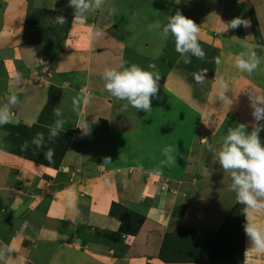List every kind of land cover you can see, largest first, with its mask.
<instances>
[{
    "label": "crops",
    "instance_id": "1",
    "mask_svg": "<svg viewBox=\"0 0 264 264\" xmlns=\"http://www.w3.org/2000/svg\"><path fill=\"white\" fill-rule=\"evenodd\" d=\"M137 1L129 4L134 5V10L129 11L126 24L117 25L106 10L109 0L102 9L89 12L83 23L75 24L69 0H34V5L46 6L56 16L66 17L67 23L57 25L55 33L62 31L59 39L50 32L32 40L33 30L28 26L29 1L0 0V106L8 103L10 96L18 97V102L10 105L14 113L12 121L0 126V251L5 253L0 264H126L128 261L130 264H229L205 256L211 255L208 250L212 246L228 244L230 240L229 237L227 241V235L223 239H217L219 235H216L229 218L233 219L230 215L240 205L230 187L231 175L221 168L208 145L199 142L194 156L176 148L177 158L183 162L182 158L187 156L185 161H190L191 167L181 170L179 176H171L164 170L169 165L161 164L165 160L162 154L165 144L156 140V135H161L159 128H166L168 123L158 119L156 105L146 115L135 109L138 118L134 116L127 127L124 121L129 123V119L123 117V112L129 106L125 108L126 101H119L107 92L103 74L106 69L123 70L132 64L146 70H150L149 65H155L156 69L167 66L169 72L161 78L158 90L161 95L152 100L191 102L200 122V127L195 126L196 131H205L208 143L218 152L229 127L243 123L248 125L249 132L252 130L255 121L249 95L251 91L264 95V62L251 75L236 67L237 55L248 51L245 45L252 51L257 49L256 54L264 60V0H170L176 12L181 11L200 26L198 43L206 56L204 59L191 56L190 63H185L175 47H171L173 43L164 41L155 47L149 39L137 42L138 32L147 28L140 24L147 19L141 6L134 4ZM245 4L251 6V14L245 11ZM236 17L249 20L250 26L227 29L224 23ZM253 17L262 42L257 40ZM44 22L56 27L47 18L41 20ZM168 38L170 35L166 41ZM148 51L151 54L146 58ZM221 93L226 99L220 98ZM74 99L80 101L77 109L73 106ZM54 108L62 110L66 122L60 133L65 135L64 141L70 140L59 167L14 154L6 125L37 126L43 132L49 131L57 119L53 116ZM84 122L91 127L87 136L78 128ZM260 138L264 145V131ZM143 141L153 150L149 158L141 152L143 148L147 150ZM147 191L157 197L154 209L147 207L144 200L133 201L147 196ZM122 198L129 203L125 205L142 209L146 219L153 220H146L139 234L127 239L131 249L139 241L141 246L146 241L157 246L155 255L146 256V262L141 257L131 261L117 256L115 244L108 241L110 238L98 242L91 234L112 228L106 220L108 210L113 201ZM184 198L189 201L183 203ZM171 199L183 203L186 209L168 229L164 224L170 216L164 209H168ZM259 224L264 225L262 218L256 225ZM177 228L189 236L184 237L188 243H183L185 250H196L197 255L180 260L168 256V260L162 261L158 256L162 257L166 249L165 236ZM203 237L211 247L198 243ZM190 241L194 242L193 246ZM169 243L173 241H166V246ZM245 243V247L251 244L247 236ZM243 255L245 259L242 257L243 262L237 264H264V250H253L251 256L247 250Z\"/></svg>",
    "mask_w": 264,
    "mask_h": 264
},
{
    "label": "clouds",
    "instance_id": "2",
    "mask_svg": "<svg viewBox=\"0 0 264 264\" xmlns=\"http://www.w3.org/2000/svg\"><path fill=\"white\" fill-rule=\"evenodd\" d=\"M106 0H69L68 7L72 8L73 20L83 23L89 12L100 10L105 5ZM113 11H115L113 9ZM55 22L63 25L67 23L66 17L63 15L56 16ZM227 29H237L241 26L248 28L250 21L241 17H236L231 21L224 23ZM161 29L162 36L166 39L169 35L175 39V50L184 59L185 63L191 62V56L197 59H204L206 53L198 43V33L200 26L194 20L185 17L181 11H177L175 15L168 18V22L161 25L156 22L149 25V29ZM97 36L100 33H96ZM248 51L240 52L236 57V67L241 72H247L251 75L257 70L261 63V58L251 47L245 45ZM216 63H220V58H216ZM150 70L132 64L124 67L123 70L106 69L103 74L105 81V89L115 99L126 101L125 108L131 106L137 111L142 110L150 112L152 110V99L157 96L159 90V80L161 79L155 65L148 66ZM223 83V81H222ZM226 88L227 85L225 84ZM220 98L226 99L221 93ZM250 107L252 108V117L255 123L249 132L248 125L243 123L235 128L229 127L226 136L223 138L222 145L217 152L212 145L208 143V138H200L202 144L208 145L209 151L216 156L217 162L221 168L231 175V190L236 193V199L239 203L246 206L245 218L246 223L244 230L246 236L250 239L252 247L256 250H264V225L257 226L250 222L247 209L260 211L264 209V145H262L260 133L264 131V95L251 91L249 95ZM18 97L12 95L8 99V103L0 106V126L8 124L12 121L14 113L11 111L10 105H15ZM84 98V103H87ZM79 99H74V109L79 107ZM53 116L56 117L54 124L49 126L48 141H54L63 131L65 120L60 108L53 109ZM82 135L87 136L91 132V127L87 122L78 126ZM31 143L36 148H44L46 141L44 133H37L33 137ZM28 142L25 141L21 145V150H27ZM173 148L171 145L162 149V154L166 157L161 161L162 165H172L176 162V158L172 155ZM54 153L49 148L44 153L45 160L51 161ZM110 158H106L109 161ZM10 251V249H9ZM5 253L0 251V260H3Z\"/></svg>",
    "mask_w": 264,
    "mask_h": 264
},
{
    "label": "rangeland",
    "instance_id": "3",
    "mask_svg": "<svg viewBox=\"0 0 264 264\" xmlns=\"http://www.w3.org/2000/svg\"><path fill=\"white\" fill-rule=\"evenodd\" d=\"M27 1H29V4H31L30 9L28 10L29 11L28 13L30 15L28 26H29V29L33 30L31 39L32 40H39L41 37H44V35H48V33H50V32L55 33L56 29H58L57 28L58 23L55 22L56 15L53 12H51V10L48 9L46 6L34 5V0H27ZM111 1H113V2H111ZM169 1L170 0H138L137 2L134 3V4H139V6H141V10L144 11L143 16L147 19L146 21H142V23H140L141 26H147V28H143L142 31L138 32L139 37H138L137 42H140V41L145 42L147 39H149L150 41H152V43L155 47H158V46L163 45L164 44L163 42L165 41V42L173 43L171 45V47L172 48L175 47L174 37H172L170 35V38H168L166 41V39L162 36V34H159V33H161V29H157V28H152L151 30L149 29V25H151L152 22H154V24L156 22H159L161 25H164L167 22L168 18L170 17L172 10H173V15H174L177 8L172 6V2L169 3ZM109 2L110 3L106 4V5H109L108 7H106V10L109 12V14H108L109 18L113 19V23H116L117 25L126 24V20H127V16H128L129 11L131 10V12H132L134 10V9H132L134 5L133 4L129 5L132 2V0H127V1H125V0H109ZM113 9L115 11H113ZM244 9L247 13L251 12V6H249V5L245 4ZM69 10H70V12L74 11L72 8H69ZM46 18L48 21L49 20L54 21L56 24H53L51 26L55 25L56 27L55 28L49 27L48 26L49 24L47 25L45 22L41 23V20L44 19V21H45ZM114 29L116 31V27H114ZM257 30L259 32L257 40L259 42H262V40L260 38L261 32L259 31V28ZM133 32L134 31L132 30L131 34H133ZM61 34H62V31H57V33H55V35L58 36L57 37L58 39L61 37ZM255 34H256V32H255ZM131 38H132V36H131ZM58 46H59V43H58ZM145 51L147 52V50H145ZM148 52H149L148 55L145 54L146 58L150 57L151 52L150 51H148ZM255 52H257V49ZM175 55H171V57L175 58ZM139 61H141V59ZM262 62H264V60L261 61V63ZM129 64H130V62H129ZM159 65L162 66L163 64H159ZM172 68H174L173 65H172ZM143 69L146 70L147 68H143ZM167 69H168L167 66H165V68L163 66L160 68L157 67V70H158L161 78L166 76V72H169ZM173 70H175V69H172V71ZM2 80H3V78L1 79V81ZM158 84H159V88H160L161 79L159 80ZM160 95H161V92H158L157 96L160 97ZM164 99H165V101L164 100L163 101L162 100L161 101L160 100H156V101L152 100V106L156 105V111H157V113H159V114H157V115H159L158 119L159 120L165 119L164 121H166L168 123L166 128H164V127H162L161 129L159 128L161 135H156V140L158 141V139H159V141L162 144L164 143L165 146L171 145L173 147L172 153L175 154L174 157L177 159L176 160L177 163L169 165V167L165 168L164 170L168 171L171 176H175V175L179 176L180 171L181 170L185 171V169L188 166H190L191 162L185 161V159H187V156L182 158V159H184L183 162L179 158H177L176 148H179V147L183 148L184 149L183 154L186 155L187 152H189V153L192 152V155L194 156L195 153H197L196 149L198 148V143L200 142V138L205 137L206 132L205 131L200 132L201 129H199V128L198 129L200 131H198V130L196 131L195 126L198 125V127H200V125H199L200 122L198 119L199 118L198 113L195 112L194 109L193 110L191 109V107H193V104L191 102H189L187 104H185L183 102V104H182L181 102L178 103V102H174L173 100L171 102V100L166 101V98H164ZM232 100H234V99H232ZM236 104H237V102H236ZM169 107H171L172 109H170ZM141 111L142 110H140L139 112H141ZM135 112H136L135 108H133L131 106H129L128 111L126 110V112L125 111L123 112L124 113L123 117L125 116L126 118L129 119V123H127L126 120L124 121V123H126L125 125L127 127L129 124H131L134 121L133 120L134 116H136L138 118V115H136ZM139 112H137V113H139ZM142 113H143V115H146L145 111H142ZM148 113H150V112H148ZM166 115H167V118H166ZM157 129L158 128H156V130ZM27 139L32 140L33 138L30 135V137H28ZM142 144L147 146L145 141H143ZM148 147H149V145L147 146L146 151H144L145 148H143V149L141 148L142 149L141 152L144 154L145 158H149L148 154L150 155L151 152L153 153V150L148 149ZM147 151H150V152H147ZM177 151L179 152V150H177ZM164 158L166 159V157H164ZM170 167H171V169H170ZM186 173H188V171ZM183 178H186V177H183ZM149 182H152V177H149ZM52 184H53V186L58 185L59 181H58V183L55 182ZM163 185H166V184H163ZM134 188H132V189H134ZM164 189H167V187L163 188L162 193H164ZM49 190H51V189H49ZM145 193L147 194V196H145V197L142 196L141 197L142 199H140V198L133 199V201H139L140 202V200H144V203L147 207H149L150 209H154V207H156L154 203H156L155 199H157V197H155V195L152 196L148 191ZM148 194H150V195H148ZM158 199H162V197L159 196ZM125 200L126 199L122 198V199H118L117 202L113 201L111 208L108 210V212H109L108 216L109 217L107 216L106 220L109 224H111V227L114 228L115 231H112L111 230L112 228H110V230H105V229L101 230L100 229L99 232H95V233H91V234H93L95 240L98 242H100V241L103 242V241L110 238L108 241L111 242V244H115L114 249L117 253V256L123 257V258H125V260H131V258L139 259L141 257V261L145 260V262H146V259H145L146 256L155 255L154 251L157 249V246H153V245L149 244V241L144 242L141 246V244H139L140 243V241H139V242H134L133 247H132L133 249H131V248H129L130 243L129 244L127 243V239L129 241L130 236H137V235H133V228L137 227L140 222L142 223V219L140 218V216L144 218V221H143L144 223L149 221V220L153 222V220L151 219V217H147V219H146V215L143 214L144 212L142 211V209H136L135 207H132L130 205H125V204H129ZM182 200H184V201H182L183 203H185V201L186 202L189 201V200H185V198ZM183 203L177 204L175 200H173V199L169 200V204L166 207L168 209H164V210H168L165 212V214L170 216L169 222L164 224L166 228L171 229L175 225V222L177 223V221H176L177 217L181 214H185L184 212L186 209L185 208L186 205H184ZM133 204H135V203H133ZM119 206H122L123 209H119ZM239 208H240V210H239ZM158 209H160V207ZM164 210L161 209V211H164ZM245 211H246V206L244 204L240 203L238 208L235 209L233 211V213L230 215L233 219L230 220V218H229L228 221L226 222L225 227L222 229V231L216 235V237L219 235V237L217 239H223L222 236L226 237V235H227V241L229 240V237H230L228 244L224 243L223 245L212 246V248H210V251L208 250V253L211 255L206 254L205 259H211L212 260V258H213L212 256H214L215 260H220L223 262H227L229 264H235V262L230 263L231 261H229V260L231 258H234L233 260L238 261L237 258L240 256H242L243 259H245V256L243 255L244 251L248 250V253L250 252V256L252 255L253 250L254 251H260V250H256L255 248H253L252 243L246 246L247 250H246V247L244 246L246 244L245 243L246 242V234H245V230H244V225L246 223V218L244 216ZM247 212H248L249 219H250L251 223L256 225L259 222V220H261V218L264 222V209L260 213H256L252 209H247ZM187 219H189V218L187 217ZM129 221L132 222L134 227H129V225H130ZM185 223H187V221H185ZM159 225L161 227L163 226L162 223H159ZM158 227L159 226H157V228ZM174 231H172V232H174ZM172 232H169V233H172ZM177 233H178V228H177ZM184 236L186 237V234H184ZM204 239H205V237L198 239L197 241H198V243H201V244L207 243L211 247V244L208 242V240L204 241ZM151 241H155V238L151 237ZM169 241H172V240H169ZM135 243H138V244H135ZM183 243H186L184 239H178V241H176V243H169L167 246H166V242H165L166 249H165V251H163V254H161L163 256L161 257L159 255L158 258L163 261V258L167 259L169 256L170 259L173 258V259H179L180 260V259H189L192 256L197 255L196 250H195L196 252L191 251L189 249L185 250V246H184L185 244H183ZM186 244H188V243H186ZM190 245L193 246L194 242L190 241ZM178 246H181V247L179 249H177L176 247H178ZM168 247H169V250H168ZM162 248L163 247H160L161 253H162ZM131 256H134V257H131ZM249 260H252V259H249ZM242 262H243V260H242ZM236 263H238V262H236ZM126 264H130L129 261L126 262ZM260 264H262V263L260 262Z\"/></svg>",
    "mask_w": 264,
    "mask_h": 264
},
{
    "label": "trees",
    "instance_id": "4",
    "mask_svg": "<svg viewBox=\"0 0 264 264\" xmlns=\"http://www.w3.org/2000/svg\"><path fill=\"white\" fill-rule=\"evenodd\" d=\"M253 23H254V27H255V31L258 29V25H257V21L256 19L253 17ZM258 30L256 31V35L258 38ZM6 127H8V131H9V136H8V141L11 142L13 144V149L12 152L14 154H17L19 156H22L26 159L35 161V162H39L41 164H44L46 166H51L53 168H57L59 167V164L61 163L63 156L65 154V151L67 150L70 140L67 139L64 141V134H59L58 138H56L54 141H48L47 137H48V132L46 129H44V132L42 129L38 128L37 126L32 127V128H28L25 126H13V125H6ZM40 131L42 133H44L45 136V147L44 148H36L35 145H33L31 143L32 140H28L27 138L31 137H35L37 133H40ZM62 137V138H61ZM25 141L28 142V148L27 150L22 151L21 150V145H23L25 143ZM64 141V142H63ZM64 143V144H63ZM51 148L53 150V157L51 159V161L45 160L44 158V153ZM119 209H123L122 206H119ZM139 217V216H138ZM140 218L142 219V223L140 222L138 224L137 227H134V225L132 224V222L129 221L130 225L129 227H134L133 228V235H137L139 234L143 224H144V218L140 216ZM178 228V233H177V229H175L174 232L172 233H167L165 236V240L169 241L172 240L173 243H176V241H178V239H184V234L185 231H183V229ZM189 236L186 234V239ZM176 239V240H175ZM234 259V258H233ZM232 258L229 261L235 262V264H237L236 262L240 263L242 261V256L238 257L237 260H233Z\"/></svg>",
    "mask_w": 264,
    "mask_h": 264
}]
</instances>
